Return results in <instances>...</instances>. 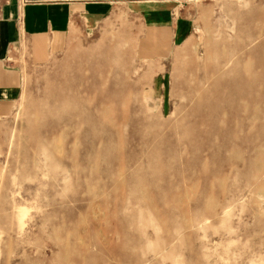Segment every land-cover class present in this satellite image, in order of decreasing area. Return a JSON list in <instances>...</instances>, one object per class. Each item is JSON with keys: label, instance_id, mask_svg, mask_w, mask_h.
I'll return each instance as SVG.
<instances>
[{"label": "rangeland", "instance_id": "374dc122", "mask_svg": "<svg viewBox=\"0 0 264 264\" xmlns=\"http://www.w3.org/2000/svg\"><path fill=\"white\" fill-rule=\"evenodd\" d=\"M176 14L191 34L166 55L121 12L42 66L14 58L0 264H264V0Z\"/></svg>", "mask_w": 264, "mask_h": 264}, {"label": "crops", "instance_id": "0c3cea01", "mask_svg": "<svg viewBox=\"0 0 264 264\" xmlns=\"http://www.w3.org/2000/svg\"><path fill=\"white\" fill-rule=\"evenodd\" d=\"M188 1L0 0V118L13 112L22 89L24 69L14 60L21 53L28 68L42 66L62 53L72 39L97 35L104 22L122 12L142 20L140 34L155 35L157 29L166 34L159 47L166 55L173 42L181 39V43L191 34L192 22L178 20L176 14Z\"/></svg>", "mask_w": 264, "mask_h": 264}, {"label": "built area", "instance_id": "2783aa9c", "mask_svg": "<svg viewBox=\"0 0 264 264\" xmlns=\"http://www.w3.org/2000/svg\"><path fill=\"white\" fill-rule=\"evenodd\" d=\"M22 2H26L27 0H21Z\"/></svg>", "mask_w": 264, "mask_h": 264}]
</instances>
